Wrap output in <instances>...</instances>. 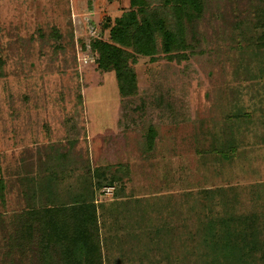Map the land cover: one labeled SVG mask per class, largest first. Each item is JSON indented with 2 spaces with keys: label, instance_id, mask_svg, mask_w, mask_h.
<instances>
[{
  "label": "rangeland",
  "instance_id": "374dc122",
  "mask_svg": "<svg viewBox=\"0 0 264 264\" xmlns=\"http://www.w3.org/2000/svg\"><path fill=\"white\" fill-rule=\"evenodd\" d=\"M230 1L208 0L198 24L201 42L187 60H136L138 93L122 112L113 71L97 68L88 49L103 17L116 15L119 3L0 0V215L5 221L23 207L24 179L29 182L43 170L47 155L65 151L79 169L77 179L69 180L71 189L87 183L92 169L124 167L122 197L111 202L113 189L102 194L111 185L93 197L101 202L105 264H235L230 253L224 251L223 258L211 253L204 240L212 237L209 228L240 227L244 233L247 222L218 220L248 210L259 215L256 239L264 243V50L248 54L252 50L243 36L256 47H264V40L245 28L257 9ZM220 15L225 23L214 34ZM53 28L60 34L58 46ZM166 100L181 112L177 123L166 117ZM228 109L241 114L231 138L215 142L219 152L200 151L221 130ZM202 188L210 190L203 196ZM120 229L122 247L114 236ZM2 235L0 229V259ZM253 262L261 264L258 255Z\"/></svg>",
  "mask_w": 264,
  "mask_h": 264
},
{
  "label": "trees",
  "instance_id": "16d2710c",
  "mask_svg": "<svg viewBox=\"0 0 264 264\" xmlns=\"http://www.w3.org/2000/svg\"><path fill=\"white\" fill-rule=\"evenodd\" d=\"M106 1L110 3L114 0ZM127 1V6L120 7L117 15L103 17L98 35L88 42V49L96 55L94 59L96 67L114 73L122 112L126 109L130 98L138 93L137 74L132 65L140 57H148L151 61L162 57L175 63L187 60L201 42L202 33L200 34L198 24L204 17L208 2V0ZM227 1L231 3L230 0ZM241 2L246 5L247 10L257 9L253 10L251 16L254 19L252 24L248 22L249 25L245 28L256 32L250 31L248 35L256 34V38L263 41L264 0H257L256 4L251 0H241ZM258 17L259 19H256ZM219 20L222 24L216 23L215 27H218L212 28L214 34L221 33L223 22L225 23L221 15ZM50 35L54 39V44L58 46L60 34L53 28ZM243 38L248 41L249 50H252L248 54L251 52L254 54L260 49L264 50V47H256L250 43L249 36ZM262 44L264 46V42ZM81 47L83 48L84 45L81 44ZM249 91L246 86L244 92ZM160 101L157 98V107L161 106ZM163 108L168 113L166 117L171 118L170 122L177 123L181 112L174 110L168 100L164 102ZM224 113V118L220 121L221 130L212 133L206 148L201 144L204 149L200 148V151H207L209 154H213V151L219 152L214 146L215 142L231 138L233 121L241 114L232 112L231 109ZM60 153L61 155L44 157L43 170H37V175L29 182L24 179V188L20 192L23 207L12 211L7 221L0 215V229L3 234L0 264H105L101 220H98L101 213L98 215L95 203L97 200L93 197L95 190L103 185H113V198L120 194L118 191L120 189L121 192L123 189L120 187L124 167L116 163L107 165L99 171L97 168L92 169L87 183L80 186L76 184L71 189L69 180L77 179L74 174L79 169L73 167L78 164L76 165V161L71 157H67L65 151ZM1 182L2 179H0V201L4 196ZM209 190L202 188L198 192L204 196ZM242 215L238 218L225 215L220 220H216L223 221L225 218L231 224L235 222V226L247 222L244 233H241L238 225V228L229 227L225 230L209 228L213 238L204 240V245L208 246L211 253H217L222 258L224 251L230 253L235 259V264H250V262L254 264L255 254L258 255L260 263L264 264V243L261 240L257 242L256 239L260 232L259 227L257 228L259 215L254 210H248ZM123 230L119 231V235H114L121 242L119 244L121 247L125 240L122 236ZM253 230L258 232L254 233Z\"/></svg>",
  "mask_w": 264,
  "mask_h": 264
},
{
  "label": "crops",
  "instance_id": "0c3cea01",
  "mask_svg": "<svg viewBox=\"0 0 264 264\" xmlns=\"http://www.w3.org/2000/svg\"><path fill=\"white\" fill-rule=\"evenodd\" d=\"M113 2V1H112ZM114 3H119L120 4V7H126L127 6V3H128V1L126 0V1H124V0H114ZM126 3V4H125ZM111 10V9H110ZM119 9H117V11L115 12V14L117 15L118 13H119ZM115 16V15H114ZM122 194H117V195H115L116 197H114V198H111L109 201H111V202H114V201H116L118 198H120V197H122L121 196ZM95 197V196H94ZM96 203V210H97V212H98V215L101 213V211L100 210H102L101 208H99V203H101L100 201L98 202H95ZM99 218V217H98ZM98 220H101V217H100V219H98ZM124 227V226H123ZM123 229V228H122ZM121 230V229H120ZM119 231H117L116 233H114V235L115 234H117V235H119Z\"/></svg>",
  "mask_w": 264,
  "mask_h": 264
},
{
  "label": "built area",
  "instance_id": "2783aa9c",
  "mask_svg": "<svg viewBox=\"0 0 264 264\" xmlns=\"http://www.w3.org/2000/svg\"><path fill=\"white\" fill-rule=\"evenodd\" d=\"M113 186H106L101 189L103 195H110L112 193Z\"/></svg>",
  "mask_w": 264,
  "mask_h": 264
}]
</instances>
